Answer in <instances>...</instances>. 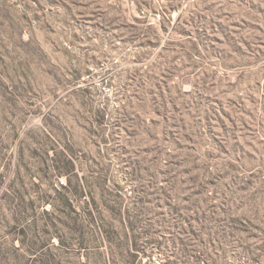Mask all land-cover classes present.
<instances>
[{
    "label": "rangeland",
    "instance_id": "1",
    "mask_svg": "<svg viewBox=\"0 0 264 264\" xmlns=\"http://www.w3.org/2000/svg\"><path fill=\"white\" fill-rule=\"evenodd\" d=\"M147 162L179 212L153 201L131 231L115 195L137 202ZM258 247L264 0H0V264H261Z\"/></svg>",
    "mask_w": 264,
    "mask_h": 264
},
{
    "label": "trees",
    "instance_id": "2",
    "mask_svg": "<svg viewBox=\"0 0 264 264\" xmlns=\"http://www.w3.org/2000/svg\"><path fill=\"white\" fill-rule=\"evenodd\" d=\"M151 99H152L153 106H155L154 110L156 111L158 110V112H161V109L164 108V101L163 99H161V96L157 95L156 97H153ZM154 166H155L154 163L148 164L147 162L146 164L138 165V167L135 168L133 172L134 173L133 179L136 185L135 187H133V192L135 194V197L136 198L138 197V200L135 204L132 205V207L129 206L128 202H124V199L121 198L119 193L115 195L118 197L119 200L116 201V205H114V210L118 211L117 214L119 215V219L123 217L124 215H126L131 231H134L135 229L133 222L130 220L131 217L134 218L135 222L141 221L143 219L146 220L149 213L153 212L151 210L153 201H156V202L159 201L160 203L169 204L167 203L169 197L173 193H175L176 187L174 186L173 183H172L171 189L167 188V186L158 185L157 175L159 173L155 172L156 169ZM54 169L60 173H65L68 170L67 162L56 159L55 164H54ZM162 173L167 175L166 177H164L165 180L169 181L171 180V178H174V176L169 173L168 169L162 170ZM60 187H61V190L58 191L57 197L58 199H60L61 202H63L64 205L69 207V212L73 214L72 219L76 220L78 219L79 216L83 214V212L86 213L84 206H82L80 201L79 202L76 201L75 199L76 196L74 197L72 191L68 190L67 183L61 184ZM116 189H119V186H116ZM62 190H65V192L61 193ZM67 190L69 191L71 195L66 194ZM74 192H77V191H74ZM197 193H203V191L197 190ZM76 206H78V208L80 209L76 210L75 209ZM168 210H169L168 212L172 211V214H176L179 212V209L176 206L170 205V204H169ZM235 210L237 209H234L232 211L234 212ZM254 210L255 208L251 206L249 207L246 205L245 207L241 208L240 215H236L237 213L235 212V214H232V216L249 218L253 216L254 214H257V211H254ZM87 215L92 216V214L89 211H87ZM154 215H157V213H154ZM150 225L151 224L147 223L148 228ZM145 228H146V225L144 226V230ZM132 249H133L132 250L133 252H131L130 255L132 256L133 260H135L138 256L137 251L139 250V247H133ZM181 249L183 250L182 252H184V248H181ZM257 251H258L257 253L258 259L261 261V264H264V247H258ZM194 264H199V263L197 262Z\"/></svg>",
    "mask_w": 264,
    "mask_h": 264
}]
</instances>
